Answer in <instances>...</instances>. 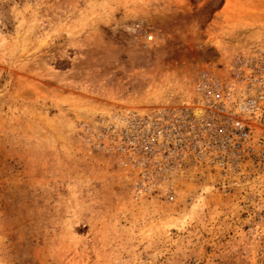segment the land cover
<instances>
[{
    "label": "rangeland",
    "instance_id": "374dc122",
    "mask_svg": "<svg viewBox=\"0 0 264 264\" xmlns=\"http://www.w3.org/2000/svg\"><path fill=\"white\" fill-rule=\"evenodd\" d=\"M261 41L264 0H0V264H264L253 194L130 139Z\"/></svg>",
    "mask_w": 264,
    "mask_h": 264
},
{
    "label": "built area",
    "instance_id": "2783aa9c",
    "mask_svg": "<svg viewBox=\"0 0 264 264\" xmlns=\"http://www.w3.org/2000/svg\"><path fill=\"white\" fill-rule=\"evenodd\" d=\"M240 49L218 48L220 59L173 78L180 86L130 139L153 169L193 161L253 194L249 224L264 240V41Z\"/></svg>",
    "mask_w": 264,
    "mask_h": 264
}]
</instances>
